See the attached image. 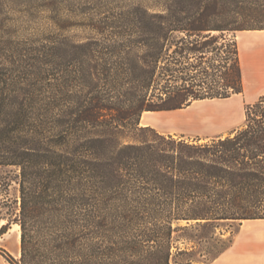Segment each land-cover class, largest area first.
<instances>
[{"label":"trees","instance_id":"obj_1","mask_svg":"<svg viewBox=\"0 0 264 264\" xmlns=\"http://www.w3.org/2000/svg\"><path fill=\"white\" fill-rule=\"evenodd\" d=\"M33 1L56 23L66 0ZM122 10L92 22L100 38L78 54L59 35L37 49L50 66L41 93H9L0 67V167L18 170V203L0 195V235L20 228L12 264H177L193 250L172 251L183 237L208 243L209 264L232 243L215 247L220 226L264 220V95L225 137L138 128L145 112L242 93L236 33L264 31V0H128ZM93 47L102 57L88 56ZM92 58L102 65L72 69ZM130 128L153 139L116 138Z\"/></svg>","mask_w":264,"mask_h":264},{"label":"rangeland","instance_id":"obj_2","mask_svg":"<svg viewBox=\"0 0 264 264\" xmlns=\"http://www.w3.org/2000/svg\"><path fill=\"white\" fill-rule=\"evenodd\" d=\"M67 1L62 2L61 7L58 8L55 23L51 14L42 10L40 2L0 0V67L4 69L1 74L10 77L9 84L13 83L14 87L9 93L23 96L27 93L43 92L42 86L45 84H42V73L50 69V66L36 61L35 57L39 55L37 49H42L45 46L50 47V43L47 41L58 40L59 35L61 38L65 37L69 43L74 44L78 54L81 52L79 50L89 43V40L100 38L90 26L92 22L95 23V21L110 15H117L128 4V0ZM59 21L67 22L65 26L67 25L68 28L59 29V23L57 24ZM236 40L242 55V93L233 95L227 100L196 101L178 111L145 112L141 116L142 119L140 118L138 128L148 127V129H153V131L159 134L163 133V135L167 133L183 135L189 140H196V138L202 140L208 138L210 140V138L230 134L238 129L244 122L247 105L253 104L264 95V90L260 89L259 81L260 76L264 78V52L259 54L261 59L257 62V67L250 65L249 62L250 54L264 48V31L239 32L236 33ZM30 50L32 52L28 55ZM92 54L98 55L99 58L102 57L99 49L97 51L95 49L94 52L91 50L88 56ZM21 55L27 56L23 58ZM20 58L24 59L22 63H19ZM94 61H98V64L102 65V61L92 58V60H87L89 65L76 62L72 69L78 72L81 68L91 70ZM25 71L27 72L24 74ZM73 92L80 95L83 93L82 87L77 83ZM148 129H125L116 138L128 142L151 140L154 134ZM17 173L18 170L15 167H0V180L3 181L0 195L6 197L11 204L19 201L18 185L15 181ZM1 222L4 224V221ZM185 224L181 223L180 225ZM235 230V226H220L217 233L223 235L215 247L220 248L226 245ZM19 232L20 228L18 230L15 225H11L6 233L0 235V264H12L10 258L14 260L20 258ZM200 232L199 230H192L194 235H198ZM175 235L177 237V234ZM175 247L181 250L193 247L189 257H176L177 264H185L186 259L189 258L193 260L192 264H201L205 260L204 255L209 245L207 242H199L198 240L189 242L183 237L175 241L172 248L173 252L176 251ZM171 264L174 263L171 262Z\"/></svg>","mask_w":264,"mask_h":264},{"label":"crops","instance_id":"obj_3","mask_svg":"<svg viewBox=\"0 0 264 264\" xmlns=\"http://www.w3.org/2000/svg\"><path fill=\"white\" fill-rule=\"evenodd\" d=\"M262 52H264V48L258 49L257 51H254L252 54H250V65L257 67V62L261 59L259 54H262ZM240 61L242 65L241 53ZM259 79L260 89L264 90V78L260 76ZM165 135L183 137L187 139L183 135L178 136L172 133H167ZM227 135H229V133L220 136L225 137ZM199 140L207 141L209 139L207 138L205 140ZM235 227L236 230L233 234L232 243L228 249L209 264H264V220H245L240 224L235 225Z\"/></svg>","mask_w":264,"mask_h":264},{"label":"bare ground","instance_id":"obj_4","mask_svg":"<svg viewBox=\"0 0 264 264\" xmlns=\"http://www.w3.org/2000/svg\"><path fill=\"white\" fill-rule=\"evenodd\" d=\"M3 223L1 222L0 223V225H2ZM16 226V228L19 230V226L18 225H15ZM19 239H20V232L18 233V241H19Z\"/></svg>","mask_w":264,"mask_h":264}]
</instances>
